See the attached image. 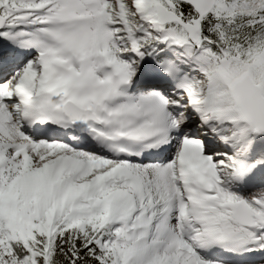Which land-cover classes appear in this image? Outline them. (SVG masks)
Returning <instances> with one entry per match:
<instances>
[{
	"label": "snow or ice",
	"instance_id": "6c2138e0",
	"mask_svg": "<svg viewBox=\"0 0 264 264\" xmlns=\"http://www.w3.org/2000/svg\"><path fill=\"white\" fill-rule=\"evenodd\" d=\"M0 264H264V0H0Z\"/></svg>",
	"mask_w": 264,
	"mask_h": 264
}]
</instances>
